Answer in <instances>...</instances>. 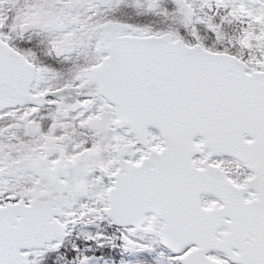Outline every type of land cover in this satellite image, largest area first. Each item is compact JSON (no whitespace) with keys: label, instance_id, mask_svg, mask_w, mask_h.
<instances>
[{"label":"snow or ice","instance_id":"1","mask_svg":"<svg viewBox=\"0 0 264 264\" xmlns=\"http://www.w3.org/2000/svg\"><path fill=\"white\" fill-rule=\"evenodd\" d=\"M0 264H264V0H0Z\"/></svg>","mask_w":264,"mask_h":264}]
</instances>
